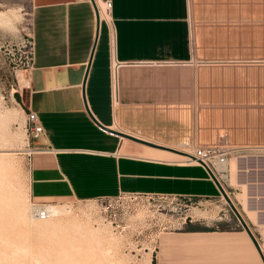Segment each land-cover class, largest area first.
I'll list each match as a JSON object with an SVG mask.
<instances>
[{"label":"crops","instance_id":"0c3cea01","mask_svg":"<svg viewBox=\"0 0 264 264\" xmlns=\"http://www.w3.org/2000/svg\"><path fill=\"white\" fill-rule=\"evenodd\" d=\"M30 2L33 57L22 104L45 130L32 140V198L219 196L202 166L103 127L182 153L240 147L245 158L227 189L263 249L264 0H113L95 51L92 3ZM88 67L86 100L103 127L85 108ZM237 195H247L255 220Z\"/></svg>","mask_w":264,"mask_h":264},{"label":"rangeland","instance_id":"374dc122","mask_svg":"<svg viewBox=\"0 0 264 264\" xmlns=\"http://www.w3.org/2000/svg\"><path fill=\"white\" fill-rule=\"evenodd\" d=\"M32 35L30 0H0V193L12 192L15 198L11 205L0 199V264H153L154 258L156 264H264L220 191L212 199L121 194L35 201L34 149L22 104ZM231 163L233 175L236 162ZM244 196L237 198L255 220ZM33 203L57 204L52 209L68 213L33 221ZM22 209L26 217H18ZM242 216L261 243L249 218Z\"/></svg>","mask_w":264,"mask_h":264},{"label":"built area","instance_id":"2783aa9c","mask_svg":"<svg viewBox=\"0 0 264 264\" xmlns=\"http://www.w3.org/2000/svg\"><path fill=\"white\" fill-rule=\"evenodd\" d=\"M92 3L91 0H87ZM104 9L110 16L113 8V0H102ZM99 9L101 18V8L95 0ZM102 20V19H101ZM33 57V44L30 52V59ZM118 64L119 63H115ZM114 73V70H113ZM27 124V132L32 140H37L45 134L44 127L36 112L31 109L24 110ZM35 150L31 151L34 153ZM244 149L230 145H196L192 152L184 153L186 162L196 161L198 165L202 166L209 175V178L214 182L213 177L218 181L221 187L227 192V187L231 184V161H241L245 158ZM215 183V182H214Z\"/></svg>","mask_w":264,"mask_h":264},{"label":"water","instance_id":"95a60500","mask_svg":"<svg viewBox=\"0 0 264 264\" xmlns=\"http://www.w3.org/2000/svg\"><path fill=\"white\" fill-rule=\"evenodd\" d=\"M91 1H92V4H93V7L95 9L96 18H97V27H98V29H97V39H96V42H95V45H94V49H93V51H95V48H96V45H97V40H98V37H99V27H100V23H101V18H100L99 9L97 7V4H96L95 0H91ZM89 68L90 67H88V70L86 72L85 79H84V82H83V98H84V102H85V108H86L87 112L89 113L90 117L93 119V121H95L99 126L103 127L96 120V118L93 116V114L91 113V111H90V109L88 107V104H87V100H86L85 90H86L87 77H88V74H89ZM103 128L106 129V130H108V131H110V132H112V133L120 134V135H122V136H124L126 138H129V139L133 140V141H136V142H139V143H142V144L151 146V147H155V148H159V149H164V150H168V151H171V152H175V153H178L180 155H184V153H182V152H180V151H178L176 149H173V148H170V147H165L163 145H159V144H156V143H153V142H150V141H147V140H144V139L135 137L133 135L127 134V133L117 132V131H114L112 129H107L105 127H103ZM213 180H214L215 184L217 185L219 191L223 195V197L226 199V201L229 204L230 208L232 209L233 213L237 217V219L240 222L242 228L244 229V231L247 232L248 236L252 240L255 248L257 249V251H258V253H259V255H260V257H261V259H262V261L264 263V253H263V250H262L261 245H260L259 241L257 240L255 234L251 230L249 224L244 219V217L242 216V214L240 213V211L236 207L235 203L229 197V195L227 194V192L221 187V185L218 183V181L214 177H213Z\"/></svg>","mask_w":264,"mask_h":264},{"label":"bare ground","instance_id":"6f19581e","mask_svg":"<svg viewBox=\"0 0 264 264\" xmlns=\"http://www.w3.org/2000/svg\"><path fill=\"white\" fill-rule=\"evenodd\" d=\"M97 3L98 5L100 6L101 8V19H107L109 20L110 19V16L108 15V13L105 11L104 9V4H103V1L102 0H97ZM12 9V8H11ZM1 152V151H0ZM9 154V153H8ZM182 159H185L186 161V158L184 156H181ZM190 164H196L197 165V162L196 161H190L189 162ZM236 173L233 174V177H232V180H231V183L232 184H236L237 183V180H236ZM6 187V185H5ZM8 187V186H7ZM9 188V187H8ZM244 188V187H243ZM7 189V188H5ZM1 190V188H0ZM230 194V193H229ZM246 194V193H245ZM247 196V195H246ZM229 197L231 198V196L229 195ZM0 199L2 202H4L5 204H8V205H11L12 202L14 201V194L12 192H5V193H0ZM232 199V198H231ZM244 199L245 201L247 202L246 200V197L244 196ZM225 200V199H224ZM226 201V200H225ZM249 203V202H247ZM52 205L53 204H32V211H33V216L31 217V219L33 221H36V220H40V221H50L51 217L52 216H61V215H64L66 213H68L67 210H58V209H52ZM31 206V205H30ZM239 210V209H238ZM253 210V209H252ZM250 208V205L248 204V212H251V213H255L253 212ZM30 211V210H29ZM70 212V211H69ZM241 213V212H240ZM244 214V213H243ZM30 215V213L28 214ZM245 215V214H244ZM255 215V214H254ZM65 216V215H64ZM18 217H26V211L25 210H20L18 212ZM256 219V218H255ZM60 222V221H59ZM62 222V221H61ZM63 223V222H62ZM96 231V230H95ZM88 232V230H87ZM246 232V231H245ZM247 233V232H246ZM248 235V234H247ZM250 238V237H249ZM252 241V240H251ZM262 247V246H261ZM264 249V248H263ZM257 250V249H256ZM108 250L105 251L106 255L109 253H107ZM150 255H148L149 257ZM150 258V257H149ZM4 259V258H3ZM2 261V259H0ZM150 262V261H149ZM21 264V262H20Z\"/></svg>","mask_w":264,"mask_h":264},{"label":"trees","instance_id":"16d2710c","mask_svg":"<svg viewBox=\"0 0 264 264\" xmlns=\"http://www.w3.org/2000/svg\"><path fill=\"white\" fill-rule=\"evenodd\" d=\"M193 230H197V229L194 228ZM153 264H156V259L155 258L153 259Z\"/></svg>","mask_w":264,"mask_h":264}]
</instances>
